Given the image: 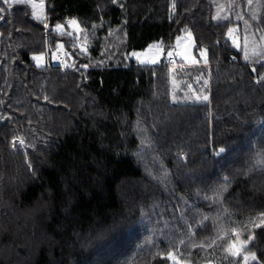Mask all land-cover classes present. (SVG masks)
<instances>
[{
	"label": "trees",
	"instance_id": "1",
	"mask_svg": "<svg viewBox=\"0 0 264 264\" xmlns=\"http://www.w3.org/2000/svg\"><path fill=\"white\" fill-rule=\"evenodd\" d=\"M0 7V264H264V0Z\"/></svg>",
	"mask_w": 264,
	"mask_h": 264
},
{
	"label": "rangeland",
	"instance_id": "2",
	"mask_svg": "<svg viewBox=\"0 0 264 264\" xmlns=\"http://www.w3.org/2000/svg\"><path fill=\"white\" fill-rule=\"evenodd\" d=\"M71 26L74 29L78 28L76 23L71 24ZM231 38L234 40L235 44H237V36L234 33V29H232V31H231ZM176 50H177V55L183 61H185V62L195 61L196 56L194 53V41H193V38H192L190 33L185 32V33L181 34L176 39ZM198 53L201 57L204 56L203 51H199ZM133 54H135V55H133ZM161 56H162V49L157 44H151L143 50L132 51L130 53L131 58L135 59L139 63H145V64L156 63L157 61H159ZM36 57H42V58L36 59ZM53 57H54L53 61L62 60V56H58V53H54ZM32 58H33L35 64H37V65H43L44 63H46V61L49 60V58L46 57V55H44V54H34L32 56ZM245 255H247V254H245ZM247 256L251 257V255H249V254ZM252 260L253 259L249 258V260L247 261V264L249 262H251ZM242 264H244V260H243Z\"/></svg>",
	"mask_w": 264,
	"mask_h": 264
},
{
	"label": "snow or ice",
	"instance_id": "3",
	"mask_svg": "<svg viewBox=\"0 0 264 264\" xmlns=\"http://www.w3.org/2000/svg\"><path fill=\"white\" fill-rule=\"evenodd\" d=\"M24 2H25V0H0V3H3L5 5H8L9 7H11L13 3L20 4V3H24ZM5 10H6L5 8L0 7V13H3ZM0 18H2V17H0ZM70 23L71 24H75L76 21L73 20V21H70ZM56 27L59 28L61 26L60 25H57ZM229 31L231 32L232 30L229 29ZM133 55H135V54H133ZM168 55H171V53H168ZM41 58L42 57H36V59H41ZM204 99H207V97H204ZM20 143L22 144L23 141H20ZM223 151H224V149L221 148L220 149V152H223ZM251 239L252 238L250 237L249 240H251ZM248 242L249 241L241 242V245L240 246H237V244L234 242L233 245H231L227 250L230 252L231 255H233V256H239L241 254V247L242 246H246ZM249 258L255 259L256 258L255 257V254H251V257L245 255L244 256V264H247V261L249 260Z\"/></svg>",
	"mask_w": 264,
	"mask_h": 264
},
{
	"label": "built area",
	"instance_id": "4",
	"mask_svg": "<svg viewBox=\"0 0 264 264\" xmlns=\"http://www.w3.org/2000/svg\"><path fill=\"white\" fill-rule=\"evenodd\" d=\"M173 61V57L168 58V62L171 63Z\"/></svg>",
	"mask_w": 264,
	"mask_h": 264
}]
</instances>
